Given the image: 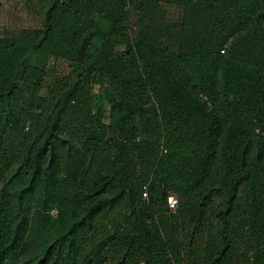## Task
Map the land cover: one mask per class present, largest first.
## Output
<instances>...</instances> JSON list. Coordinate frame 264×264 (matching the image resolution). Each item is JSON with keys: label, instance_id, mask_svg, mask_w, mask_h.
<instances>
[{"label": "trees", "instance_id": "16d2710c", "mask_svg": "<svg viewBox=\"0 0 264 264\" xmlns=\"http://www.w3.org/2000/svg\"><path fill=\"white\" fill-rule=\"evenodd\" d=\"M0 264H264V0H51L0 36Z\"/></svg>", "mask_w": 264, "mask_h": 264}, {"label": "rangeland", "instance_id": "374dc122", "mask_svg": "<svg viewBox=\"0 0 264 264\" xmlns=\"http://www.w3.org/2000/svg\"><path fill=\"white\" fill-rule=\"evenodd\" d=\"M51 0H0V36L20 35L32 32L42 25L43 11ZM183 8L179 5L163 4L161 12L153 22L152 29L158 30L162 36V26H168L174 30L181 24ZM129 26L135 32L139 29L137 11H130ZM51 79L48 77L43 93L49 89ZM238 126L253 129L254 124L240 119L236 120ZM197 127L207 129L208 123L198 122Z\"/></svg>", "mask_w": 264, "mask_h": 264}, {"label": "built area", "instance_id": "2783aa9c", "mask_svg": "<svg viewBox=\"0 0 264 264\" xmlns=\"http://www.w3.org/2000/svg\"><path fill=\"white\" fill-rule=\"evenodd\" d=\"M147 193H148V191H147V189L145 188V190H144V192H143V196H144V198L147 197ZM173 197H174V199H175V201H176V204H175L174 206H172V205L169 204V201H168V204H169V208H170V210H171L172 212H176L177 207H178V201H177V198H176L175 196H173ZM57 214H58V210H57V209H54V210L52 211V216H57Z\"/></svg>", "mask_w": 264, "mask_h": 264}, {"label": "clouds", "instance_id": "9594fccd", "mask_svg": "<svg viewBox=\"0 0 264 264\" xmlns=\"http://www.w3.org/2000/svg\"><path fill=\"white\" fill-rule=\"evenodd\" d=\"M169 204L174 206L176 204V201L172 195L168 197Z\"/></svg>", "mask_w": 264, "mask_h": 264}]
</instances>
